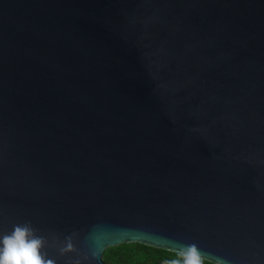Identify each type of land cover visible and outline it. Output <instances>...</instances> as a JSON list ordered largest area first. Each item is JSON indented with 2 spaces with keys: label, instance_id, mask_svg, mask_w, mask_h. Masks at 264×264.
<instances>
[{
  "label": "water",
  "instance_id": "1",
  "mask_svg": "<svg viewBox=\"0 0 264 264\" xmlns=\"http://www.w3.org/2000/svg\"><path fill=\"white\" fill-rule=\"evenodd\" d=\"M24 224L56 264H264V0H0V238Z\"/></svg>",
  "mask_w": 264,
  "mask_h": 264
},
{
  "label": "clouds",
  "instance_id": "2",
  "mask_svg": "<svg viewBox=\"0 0 264 264\" xmlns=\"http://www.w3.org/2000/svg\"><path fill=\"white\" fill-rule=\"evenodd\" d=\"M47 241L38 236L30 224L17 225L10 234L0 238V264H56L44 251ZM73 251L71 243L61 253ZM183 264H205L195 245L186 246L182 253ZM173 264H180L174 261Z\"/></svg>",
  "mask_w": 264,
  "mask_h": 264
},
{
  "label": "rangeland",
  "instance_id": "3",
  "mask_svg": "<svg viewBox=\"0 0 264 264\" xmlns=\"http://www.w3.org/2000/svg\"><path fill=\"white\" fill-rule=\"evenodd\" d=\"M102 260L106 264H173L174 261H180V264H183L180 253L139 243L108 247L102 255Z\"/></svg>",
  "mask_w": 264,
  "mask_h": 264
},
{
  "label": "snow or ice",
  "instance_id": "4",
  "mask_svg": "<svg viewBox=\"0 0 264 264\" xmlns=\"http://www.w3.org/2000/svg\"><path fill=\"white\" fill-rule=\"evenodd\" d=\"M116 242L120 243V242H129V241L118 240V241H116ZM105 246H107V245H105Z\"/></svg>",
  "mask_w": 264,
  "mask_h": 264
},
{
  "label": "trees",
  "instance_id": "5",
  "mask_svg": "<svg viewBox=\"0 0 264 264\" xmlns=\"http://www.w3.org/2000/svg\"><path fill=\"white\" fill-rule=\"evenodd\" d=\"M204 261H205V260H204ZM205 263H206V264H213V263H211V262H208V261H205Z\"/></svg>",
  "mask_w": 264,
  "mask_h": 264
}]
</instances>
